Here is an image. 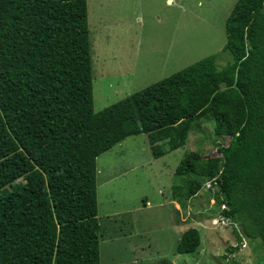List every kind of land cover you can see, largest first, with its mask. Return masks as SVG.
I'll use <instances>...</instances> for the list:
<instances>
[{"label":"trees","instance_id":"trees-1","mask_svg":"<svg viewBox=\"0 0 264 264\" xmlns=\"http://www.w3.org/2000/svg\"><path fill=\"white\" fill-rule=\"evenodd\" d=\"M224 31L225 68L206 57L95 113L86 0H0V264H100L96 159L139 135L159 159L182 148L201 120L229 141L220 157L184 153L172 199L181 206L199 178L215 179L220 215L259 264L264 0H237ZM200 243L189 228L176 254Z\"/></svg>","mask_w":264,"mask_h":264},{"label":"rangeland","instance_id":"rangeland-1","mask_svg":"<svg viewBox=\"0 0 264 264\" xmlns=\"http://www.w3.org/2000/svg\"><path fill=\"white\" fill-rule=\"evenodd\" d=\"M86 1L95 113L206 57H216L218 70L232 61L223 50L224 22L236 0H183L173 6L149 0L136 15L118 10L113 3L106 6L101 0ZM214 127L213 121L201 120L187 132L182 148L151 165H146L152 158L145 135L127 138L96 159V183L122 175L116 180L126 183L125 192L121 185H110L116 192L115 206L108 192L101 191L97 200L100 264H255L256 253L243 240L238 241L237 228L217 224L221 206L213 199L217 187L207 188L209 180L199 178L201 188L196 195L179 210L173 206V172L184 153L195 151L204 158L220 157L218 149L227 145L229 139L217 137ZM164 143L160 144L165 148ZM23 182L20 179L15 184ZM139 193L143 197L138 198ZM145 196L151 207L132 216ZM112 210L127 211L129 227L125 220L105 216ZM173 220L175 225L182 222L184 228L197 227L201 236L198 250L184 254L178 261L173 260L177 255ZM105 228L111 233L110 239L104 237ZM146 242L151 246L149 250ZM131 251L136 258L130 256ZM258 254L263 255L258 258L259 264H264L263 249ZM123 258L126 261H119Z\"/></svg>","mask_w":264,"mask_h":264},{"label":"crops","instance_id":"crops-1","mask_svg":"<svg viewBox=\"0 0 264 264\" xmlns=\"http://www.w3.org/2000/svg\"><path fill=\"white\" fill-rule=\"evenodd\" d=\"M146 1H149V0H101V2L102 3H104L106 6H108L110 3H113L115 6H116V8L118 9V10H120V11H124L125 9H126V12H128L130 15H136V13L138 12V10L140 9V6L144 3V2H146ZM162 1H164L165 2V4L166 5H170V6H173L174 4H178L179 5V3H181L183 0H162ZM237 1V0H236ZM236 1L234 2V4H233V6L235 5V3H236ZM150 2V1H149ZM155 2H159V0H154V3ZM86 3H87V8L89 7V1L87 2L86 1ZM233 6H232V8H233ZM232 8H231V10H232ZM134 10H137L136 12L134 11ZM231 10H230V12H231ZM230 12H229V14H230ZM139 13V12H138ZM87 16H88V20H89V9H88V13H87ZM229 16V15H228ZM228 16H227V18H228ZM226 18V19H227ZM226 19H225V21H226ZM139 21H141V20H139ZM224 25H225V22H224ZM225 32V31H224ZM90 33V32H89ZM225 43H226V36H225ZM216 61V60H215ZM225 68V67H224ZM133 94V93H132ZM131 95V94H130ZM129 96V95H128ZM127 97V96H126ZM148 147V146H147ZM149 149V148H148ZM177 151V150H176ZM175 152V151H174ZM172 153V152H171ZM152 158V157H151ZM160 160V158L159 159H156V160H154V159H151V160H149V161H147L146 162V165H151V164H153V163H155V162H157V161H159ZM143 168V167H142ZM134 169V168H133ZM173 174H174V172H173ZM124 175H122V176H117V177H113V176H109V177H106L100 184H98L97 183V200H98V202H99V199H100V193H101V191L102 192H108V196H110V195H112L111 197H110V202L111 203H113L112 205H114L115 206V204H116V202H117V199H116V192H115V189H113L112 187H110V185L112 184V183H114V185L115 184H118V185H121V187H122V191L123 192H125V190H126V183L125 182H118L116 179H120L121 177H123ZM113 185V186H114ZM106 187V188H105ZM172 187V186H171ZM110 193H112V194H110ZM141 197H143V195H142V193H139L138 194V198H141ZM172 198V197H171ZM172 202H173V206H174V209L175 210H179L180 209V205L177 203V202H175V201H173L172 200ZM151 207V203H150V201H149V199H148V197L147 196H145L141 201H139L138 203H137V206L135 207V209H134V211H133V213H132V216H134L136 213H140V212H144V211H147L148 210V208H150ZM174 210V211H175ZM182 215H183V212H182ZM105 216H107V218L109 219V218H118L119 220H125V226H127V227H129V217H128V215H127V211L126 212H120V211H118V210H112L111 212H108V214H105ZM131 216V217H132ZM130 217V218H131ZM122 223H124V221H121ZM173 222V235H174V243H173V247H174V251L176 250V246H177V244H178V242H179V240H180V238H181V235L183 234V232H185L187 229H189V228H184L183 227V224H182V222L179 224V225H175L174 224V220L172 221ZM130 227H131V229H133V232H134V227H132L131 226V224H130ZM194 228H196V230L198 231V229H197V227H194ZM128 229V228H127ZM128 231H129V229H128ZM104 237H105V239L106 238H108V239H110V234L111 233H109V229L108 228H105L104 229ZM199 232V231H198ZM135 233V232H134ZM139 234H143V232L141 233H139ZM200 234V233H199ZM145 235H148V233H146ZM141 237V236H140ZM201 237V236H200ZM105 239L103 240V241H105ZM101 242L102 244L104 243V242ZM176 241V242H175ZM244 242H245V240H243ZM241 243V242H240ZM245 243H247V241L245 242ZM146 244V246L148 247V250L150 249V244H149V242H146L145 243ZM247 245H248V243H247ZM249 246V245H248ZM247 246H242V248L243 249H245ZM144 249H145V246H144ZM147 249V248H146ZM132 253V251L130 252V254ZM175 253H176V251H175ZM176 255V254H175ZM130 256H133L134 258H136L135 257V255H130ZM183 259V255H179V254H177L175 257H174V261H178V260H182ZM119 261H126L125 260V258H123V260H121V259H119Z\"/></svg>","mask_w":264,"mask_h":264},{"label":"built area","instance_id":"built-area-1","mask_svg":"<svg viewBox=\"0 0 264 264\" xmlns=\"http://www.w3.org/2000/svg\"><path fill=\"white\" fill-rule=\"evenodd\" d=\"M212 186L216 187L215 179L209 180L207 188H211ZM225 209H226V207L224 205H222L221 211H223ZM220 219L221 220L219 222L217 221V224H221V225H231L232 224V226H235V228H236V225L230 219L224 218L221 215H220ZM242 240H244V239L242 238ZM243 243L245 244L244 241H243Z\"/></svg>","mask_w":264,"mask_h":264}]
</instances>
